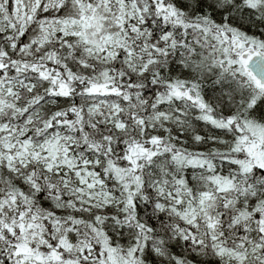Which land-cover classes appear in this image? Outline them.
<instances>
[{
    "label": "snow or ice",
    "instance_id": "6c2138e0",
    "mask_svg": "<svg viewBox=\"0 0 264 264\" xmlns=\"http://www.w3.org/2000/svg\"><path fill=\"white\" fill-rule=\"evenodd\" d=\"M0 264H264V0H0Z\"/></svg>",
    "mask_w": 264,
    "mask_h": 264
}]
</instances>
